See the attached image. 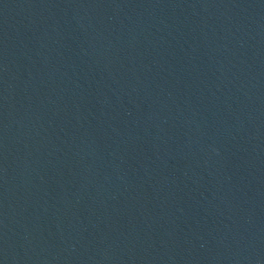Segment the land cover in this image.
I'll list each match as a JSON object with an SVG mask.
<instances>
[{
  "label": "water",
  "instance_id": "95a60500",
  "mask_svg": "<svg viewBox=\"0 0 264 264\" xmlns=\"http://www.w3.org/2000/svg\"><path fill=\"white\" fill-rule=\"evenodd\" d=\"M0 264H264V0H0Z\"/></svg>",
  "mask_w": 264,
  "mask_h": 264
}]
</instances>
